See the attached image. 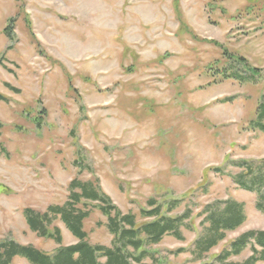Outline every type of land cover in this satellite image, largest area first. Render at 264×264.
Masks as SVG:
<instances>
[{
    "label": "rangeland",
    "instance_id": "obj_1",
    "mask_svg": "<svg viewBox=\"0 0 264 264\" xmlns=\"http://www.w3.org/2000/svg\"><path fill=\"white\" fill-rule=\"evenodd\" d=\"M262 103L264 0H0V242L53 254L24 212L63 205L78 178L98 180L138 223L150 200L181 202L173 217L191 210L184 241L165 237L147 264L213 263L264 231L258 195L229 176L264 162ZM230 200L245 205V225L195 261L199 214ZM107 222L92 210L91 245L111 247ZM54 226L62 246L77 243Z\"/></svg>",
    "mask_w": 264,
    "mask_h": 264
},
{
    "label": "trees",
    "instance_id": "obj_2",
    "mask_svg": "<svg viewBox=\"0 0 264 264\" xmlns=\"http://www.w3.org/2000/svg\"><path fill=\"white\" fill-rule=\"evenodd\" d=\"M254 126L264 134V103L259 108ZM1 128L0 124V137ZM240 166L241 174L229 176L239 189L258 195L256 207L264 214V162L258 166L243 162ZM68 192L67 201L61 206H51L45 213L31 209L24 212L28 228L40 238L54 241L59 248L53 254H48L14 240L2 241L0 264H13L17 258L29 264H147L146 260H154L148 248L159 245L165 237L184 241L182 229L188 228L185 224L191 218V210L187 209L181 216H169V212L181 203L177 200L163 204L150 200V210H140V217L146 222L138 223L135 215L123 214L113 204L111 198L101 190L98 180L83 182L76 178L69 184ZM93 209L108 220L106 227L112 236L111 247L93 246L88 241L84 222L89 219ZM199 217L203 218V232L191 252L195 261H203L226 240L228 233L239 230L247 221L245 205L232 200L205 206ZM57 220L77 240L76 244L62 246V232L54 226ZM248 250L251 256L243 263L231 261ZM261 263L264 264V231H251L235 239L211 264Z\"/></svg>",
    "mask_w": 264,
    "mask_h": 264
}]
</instances>
